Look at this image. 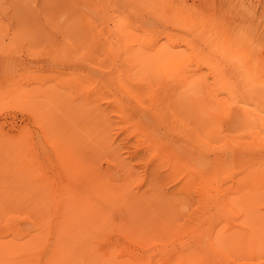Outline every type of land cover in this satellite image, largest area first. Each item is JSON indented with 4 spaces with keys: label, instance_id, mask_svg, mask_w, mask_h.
Listing matches in <instances>:
<instances>
[{
    "label": "rangeland",
    "instance_id": "1",
    "mask_svg": "<svg viewBox=\"0 0 264 264\" xmlns=\"http://www.w3.org/2000/svg\"><path fill=\"white\" fill-rule=\"evenodd\" d=\"M20 262L264 264V0H0Z\"/></svg>",
    "mask_w": 264,
    "mask_h": 264
},
{
    "label": "bare ground",
    "instance_id": "2",
    "mask_svg": "<svg viewBox=\"0 0 264 264\" xmlns=\"http://www.w3.org/2000/svg\"><path fill=\"white\" fill-rule=\"evenodd\" d=\"M86 204V203H85ZM86 207V206H85ZM93 214V213H92ZM69 219V218H68ZM70 220V219H69ZM72 221V220H71ZM62 222H64V221H62ZM73 222V221H72ZM77 222V221H76ZM82 222V221H81ZM79 224V223H78ZM69 225V224H68ZM70 226V225H69ZM83 229H84V227H83ZM87 229V228H86ZM70 231H71V229H70ZM35 239H37V237L35 238ZM33 241H34V236L33 235H31V237L28 239V242H30V243H33ZM36 241V240H35ZM23 244L22 245H24L25 247L26 246H29V244L30 243H26V242H22ZM2 247V246H1ZM56 250V249H55ZM93 257V256H92ZM89 261V260H88ZM20 264H21V262H20ZM85 264V263H84Z\"/></svg>",
    "mask_w": 264,
    "mask_h": 264
}]
</instances>
